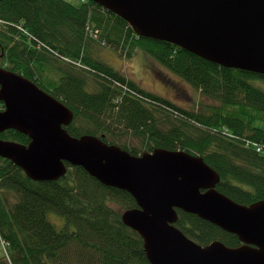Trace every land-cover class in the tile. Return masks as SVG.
<instances>
[{
  "label": "trees",
  "instance_id": "16d2710c",
  "mask_svg": "<svg viewBox=\"0 0 264 264\" xmlns=\"http://www.w3.org/2000/svg\"><path fill=\"white\" fill-rule=\"evenodd\" d=\"M104 50L124 59L149 57L212 103L189 112L148 93L104 62ZM0 68L69 108L71 136H95L132 155L154 148L191 152L219 174L222 194L243 205L264 200V151L252 146L264 148V76L138 38L89 0H0ZM0 138L29 143L15 131ZM136 207L128 193L101 185L80 167L57 182H32L0 158V240L10 261L0 257V264H149L141 237L121 221ZM177 214L175 227L198 245H241L195 215ZM50 215L64 226L56 229Z\"/></svg>",
  "mask_w": 264,
  "mask_h": 264
},
{
  "label": "water",
  "instance_id": "95a60500",
  "mask_svg": "<svg viewBox=\"0 0 264 264\" xmlns=\"http://www.w3.org/2000/svg\"><path fill=\"white\" fill-rule=\"evenodd\" d=\"M124 20L138 38L164 42L212 64L264 76V0H89ZM0 158L32 182H55L68 166L128 193L122 223L142 239L149 264H264V200L236 203L198 155L154 148L132 155L103 139L71 136L73 112L33 81L0 68ZM235 235L240 246H201L175 227L177 211Z\"/></svg>",
  "mask_w": 264,
  "mask_h": 264
},
{
  "label": "rangeland",
  "instance_id": "374dc122",
  "mask_svg": "<svg viewBox=\"0 0 264 264\" xmlns=\"http://www.w3.org/2000/svg\"><path fill=\"white\" fill-rule=\"evenodd\" d=\"M100 56L111 67L124 72V76L144 91L166 99L174 105L184 108L185 111H202L206 104L212 103L205 99L198 90L149 57L136 55L131 59H124L115 51L108 50L102 51ZM261 125L264 127V123ZM48 220L56 229H60L64 225L63 220L54 215L48 216ZM6 244L0 240V257H4L5 261L9 262L5 258Z\"/></svg>",
  "mask_w": 264,
  "mask_h": 264
},
{
  "label": "bare ground",
  "instance_id": "6f19581e",
  "mask_svg": "<svg viewBox=\"0 0 264 264\" xmlns=\"http://www.w3.org/2000/svg\"><path fill=\"white\" fill-rule=\"evenodd\" d=\"M17 74V73H16ZM19 75V74H18ZM252 146L256 149V147L258 146V145H256V144H252ZM260 147V146H259ZM263 150H264V148H262ZM257 152V151H256ZM130 153V152H129ZM131 154V153H130ZM70 168V166H68V169ZM68 172V171H67ZM59 181V180H58ZM55 182H57V181H55ZM64 226V225H63ZM55 227V226H54ZM56 228V227H55ZM62 228V227H61ZM7 245V247H8V244H6ZM6 258L9 260V257L6 255ZM10 262V261H9Z\"/></svg>",
  "mask_w": 264,
  "mask_h": 264
},
{
  "label": "built area",
  "instance_id": "2783aa9c",
  "mask_svg": "<svg viewBox=\"0 0 264 264\" xmlns=\"http://www.w3.org/2000/svg\"><path fill=\"white\" fill-rule=\"evenodd\" d=\"M262 150H263L262 147H259V146L256 147V151L258 154H260L262 152Z\"/></svg>",
  "mask_w": 264,
  "mask_h": 264
}]
</instances>
